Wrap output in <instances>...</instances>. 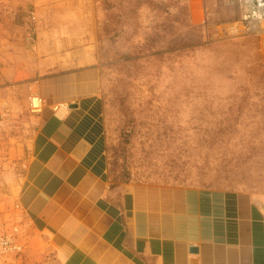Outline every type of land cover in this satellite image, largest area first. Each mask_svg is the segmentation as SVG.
I'll list each match as a JSON object with an SVG mask.
<instances>
[{"label": "rangeland", "instance_id": "1", "mask_svg": "<svg viewBox=\"0 0 264 264\" xmlns=\"http://www.w3.org/2000/svg\"><path fill=\"white\" fill-rule=\"evenodd\" d=\"M25 1L24 12L35 11ZM9 2L0 1V14ZM82 8L69 38L89 45L100 68L111 179L244 190L264 212V25L242 26L244 0H88ZM10 16H0V90L12 72L2 57L32 49L27 32L43 25ZM3 97L0 235L19 225L28 246L25 262L0 264H60L33 251L31 223L9 188L23 172L9 147L31 138L34 113L19 114Z\"/></svg>", "mask_w": 264, "mask_h": 264}, {"label": "crops", "instance_id": "2", "mask_svg": "<svg viewBox=\"0 0 264 264\" xmlns=\"http://www.w3.org/2000/svg\"><path fill=\"white\" fill-rule=\"evenodd\" d=\"M87 1L31 0L43 24L34 47L2 57L12 71L4 102L19 114L33 92L47 102L31 114V138L9 147L23 166L8 181L33 251L60 264H264V212L251 193L111 179L100 68L89 45L69 38ZM28 2L10 0L0 16L22 17Z\"/></svg>", "mask_w": 264, "mask_h": 264}, {"label": "built area", "instance_id": "3", "mask_svg": "<svg viewBox=\"0 0 264 264\" xmlns=\"http://www.w3.org/2000/svg\"><path fill=\"white\" fill-rule=\"evenodd\" d=\"M246 10L243 15L242 26L247 29H258L261 31L264 25V0H244ZM23 19L36 21L37 15L33 9L23 12ZM233 28H237L234 27ZM34 30V29H33ZM26 39L29 43L34 44L35 36L33 31L27 32ZM47 102L46 99L38 92H33L28 98V110L32 113L41 112ZM58 107V106H55ZM28 237L21 231L19 225L13 226L10 230L0 235V258L10 261L25 262L27 252Z\"/></svg>", "mask_w": 264, "mask_h": 264}]
</instances>
